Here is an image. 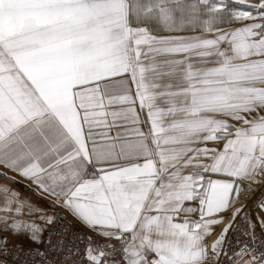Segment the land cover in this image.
Here are the masks:
<instances>
[{
    "label": "snow or ice",
    "instance_id": "6c2138e0",
    "mask_svg": "<svg viewBox=\"0 0 264 264\" xmlns=\"http://www.w3.org/2000/svg\"><path fill=\"white\" fill-rule=\"evenodd\" d=\"M253 184L264 0H0V264H264Z\"/></svg>",
    "mask_w": 264,
    "mask_h": 264
},
{
    "label": "built area",
    "instance_id": "2783aa9c",
    "mask_svg": "<svg viewBox=\"0 0 264 264\" xmlns=\"http://www.w3.org/2000/svg\"><path fill=\"white\" fill-rule=\"evenodd\" d=\"M253 188H254V189H257L258 191H257L256 193H254V194H250V195H248V196L242 198L244 201H246V202L249 203V208H250V209L253 207L251 201H252L256 196H259V195H261V194H264V186H262V185H257V184H256V185L253 186ZM238 227L243 228L244 225L241 223L240 225H238ZM54 231H55V230H54ZM84 231H85V230H84ZM81 247H82V245H81ZM14 251H15V250H13V254H14ZM41 251H48V249L42 247V248H41ZM13 254H10V255L7 257V260H8V261H11V260H12V256H13ZM19 259H20V261H21V264H23L24 261H27L28 264H40L39 257H36L35 255H33V256H31V257L21 255V256L19 257Z\"/></svg>",
    "mask_w": 264,
    "mask_h": 264
},
{
    "label": "crops",
    "instance_id": "0c3cea01",
    "mask_svg": "<svg viewBox=\"0 0 264 264\" xmlns=\"http://www.w3.org/2000/svg\"><path fill=\"white\" fill-rule=\"evenodd\" d=\"M256 185V184H253L252 187ZM15 187L19 188V190L25 195V196H31L32 200L35 201L37 204H39L40 207L42 208H46L47 205L45 204L44 201H42L38 196H34L31 194L30 191L24 189V188H21L19 185H15ZM247 196V195H246ZM245 197V196H244ZM242 197V198H244ZM71 219V218H69Z\"/></svg>",
    "mask_w": 264,
    "mask_h": 264
},
{
    "label": "bare ground",
    "instance_id": "6f19581e",
    "mask_svg": "<svg viewBox=\"0 0 264 264\" xmlns=\"http://www.w3.org/2000/svg\"><path fill=\"white\" fill-rule=\"evenodd\" d=\"M80 231H82V232H83V231H84V229H80Z\"/></svg>",
    "mask_w": 264,
    "mask_h": 264
},
{
    "label": "rangeland",
    "instance_id": "374dc122",
    "mask_svg": "<svg viewBox=\"0 0 264 264\" xmlns=\"http://www.w3.org/2000/svg\"><path fill=\"white\" fill-rule=\"evenodd\" d=\"M248 196V195H247ZM246 197V196H245Z\"/></svg>",
    "mask_w": 264,
    "mask_h": 264
}]
</instances>
